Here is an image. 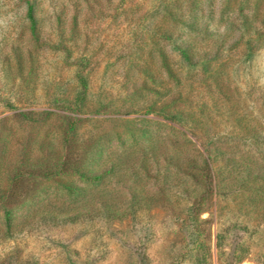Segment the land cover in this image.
<instances>
[{
    "label": "rangeland",
    "instance_id": "obj_1",
    "mask_svg": "<svg viewBox=\"0 0 264 264\" xmlns=\"http://www.w3.org/2000/svg\"><path fill=\"white\" fill-rule=\"evenodd\" d=\"M258 185L264 0H0V264H264Z\"/></svg>",
    "mask_w": 264,
    "mask_h": 264
},
{
    "label": "trees",
    "instance_id": "obj_2",
    "mask_svg": "<svg viewBox=\"0 0 264 264\" xmlns=\"http://www.w3.org/2000/svg\"><path fill=\"white\" fill-rule=\"evenodd\" d=\"M26 15L30 21V31L33 37H37V29H36V20L32 11V4L30 2H27V11ZM252 46L250 43H246V47H244V52L243 53H248L250 52ZM187 50L182 49L181 54L182 56H187ZM76 78L78 80L79 84V90L77 92L76 98H75V106L80 108V106L83 104L85 98H86V93H87V88H88V81L87 78L84 74L77 72ZM176 94H180L179 92H175ZM174 95L168 102L167 106L168 107L166 110H162V115L165 119L176 122L179 124H184V117L185 113L178 107L176 106H171L176 102V99L179 96ZM78 119L75 118L72 122L69 124V130L72 132L75 130L76 125H77ZM206 150V149H205ZM207 151V150H206ZM88 159V158H87ZM94 158L92 160H88V164L81 163L79 165L73 166V171L84 181L87 182H94L98 179H100L101 174L98 173L97 170H93L91 166L94 164ZM201 166L203 167L204 170V176L206 178V192L208 191L210 194H218L224 187H231L235 184H237L236 178H232L231 183H228L225 185L220 183V180L217 178V173L214 172V169L212 168V165L210 164V160L208 157L202 155V161H201ZM241 182V181H239ZM63 186L66 189L67 193H77L78 192V187L75 185H72L70 183H65ZM253 198H258L260 202H262V208H264V186L263 185H258L254 186L253 188ZM79 193V192H78ZM200 211V203L197 202V204H193L191 206V212L192 213H199ZM6 213H8L6 211Z\"/></svg>",
    "mask_w": 264,
    "mask_h": 264
}]
</instances>
